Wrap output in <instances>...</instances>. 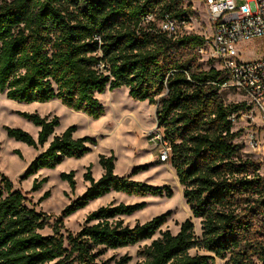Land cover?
<instances>
[{"label": "trees", "instance_id": "obj_1", "mask_svg": "<svg viewBox=\"0 0 264 264\" xmlns=\"http://www.w3.org/2000/svg\"><path fill=\"white\" fill-rule=\"evenodd\" d=\"M192 14L183 0H0V92L19 103L59 99L94 119L104 114L96 95L106 91L125 87L133 100L157 105L158 127L171 145V166L193 218L201 220L202 233L198 237L187 219L177 234L166 230L145 246L140 264H214L216 258L264 264V243L255 229L264 217V177L261 165L235 143L240 132L233 131L230 119L249 107L225 104L220 92L228 79L213 67L195 66L200 36L173 39L159 28L166 15L183 19ZM147 15L155 21L145 23ZM23 116L40 127L38 139L10 127L8 136L34 148L49 143L24 178L81 158L91 151L88 143H95L75 138V126L55 135L57 117ZM99 163L102 176L95 180L88 168L84 178L90 185L52 223L51 215L30 207L27 197L0 175V264H111L101 259L104 251L154 237L168 213L133 226L123 219L145 203L101 206L87 215L80 231L62 232L65 218L112 192L173 196L169 186L116 175L114 155H100ZM146 168H134L132 175ZM74 176V171L61 175L73 190ZM44 182L36 181L33 190ZM46 228L51 235L41 234ZM129 261L124 256L114 264Z\"/></svg>", "mask_w": 264, "mask_h": 264}, {"label": "rangeland", "instance_id": "obj_2", "mask_svg": "<svg viewBox=\"0 0 264 264\" xmlns=\"http://www.w3.org/2000/svg\"><path fill=\"white\" fill-rule=\"evenodd\" d=\"M199 23L207 21L206 12L199 10ZM237 52L243 61H254L264 57V37L237 45ZM212 62L199 55L195 66L201 70H208ZM127 90V91H126ZM221 99L225 104L246 102L245 97L233 89H221ZM96 97L104 106V114L94 119L84 112L75 111L55 99L46 103H19L10 100L0 92V175L7 177L15 190H20L26 197L30 207L37 211L51 215V223L61 217L62 211L72 201L80 197L90 185L84 176L90 168L96 179L102 176L103 170L99 163L100 155L115 156V174L119 177L132 175L134 168L147 167L134 175V181L147 183L153 186H169L173 191L172 197L164 196H136L125 193L112 192L109 195L90 202L83 209L64 219L63 233L68 230L77 233L83 227L87 215L101 206L111 203L127 205L145 203V208L129 217H123L127 225L146 223L162 214H169L167 223L154 235L151 240L142 241L134 246L117 250H106L101 256L111 264L124 256L130 257L127 264H140L143 258L140 252L152 240L169 230L172 234L179 232L181 224L192 219L195 225V234L201 236V220L192 216L189 205L183 197V188L172 168L170 161L161 162L156 148L148 141V135L155 130L163 132L158 127L156 109L149 101H135L129 96V89L120 88L115 91H106ZM23 114H38L42 118L57 117L59 125L56 134L64 132L71 126L76 127V137H89L95 143L89 142L91 151L81 158L67 159L55 168H45L37 174L24 178L26 171L35 157L45 147L28 146L23 142L10 138L7 128H18L30 133L36 140L40 127L23 116ZM234 132H240L235 143L242 148L244 155L261 165L260 175L264 177V123L261 118L255 121L243 113L234 123ZM74 171L75 189L61 175ZM128 177V176H127ZM46 179L39 190L34 191V183ZM1 182V177H0ZM1 186V183H0ZM49 192L50 196L42 200ZM257 238L264 243V217L256 222ZM41 234L51 235L50 228L44 229ZM192 254L203 253L193 250ZM228 258H216L214 264H228Z\"/></svg>", "mask_w": 264, "mask_h": 264}, {"label": "built area", "instance_id": "obj_3", "mask_svg": "<svg viewBox=\"0 0 264 264\" xmlns=\"http://www.w3.org/2000/svg\"><path fill=\"white\" fill-rule=\"evenodd\" d=\"M199 16V10L206 12L207 21L199 23L194 14L183 19L166 15L160 22L161 32L178 39L198 35L203 44L197 53L212 62L211 67L221 71L228 80L221 89H233L241 93L249 107L244 113L255 121L258 117L264 123V57L254 61H243L237 52V45L264 37V0H183ZM153 15H147L144 22H154ZM240 115H243L241 113ZM237 115L230 119L235 123ZM148 141L158 150L161 162H169L171 145L164 133L155 130L148 135Z\"/></svg>", "mask_w": 264, "mask_h": 264}, {"label": "crops", "instance_id": "obj_4", "mask_svg": "<svg viewBox=\"0 0 264 264\" xmlns=\"http://www.w3.org/2000/svg\"><path fill=\"white\" fill-rule=\"evenodd\" d=\"M62 133H63V132H62ZM62 133L56 134V130H55V135H60V134H62ZM74 136H75V134H74ZM75 138H81V137H76V136H75ZM48 145H49V143H47V144L44 146V147H45L44 150L41 151L39 154H41L42 152H44V151L46 150V148L48 147ZM39 154H38V155H39ZM38 155H37V156H38ZM37 156H36V157H37ZM36 157H35V158H36ZM66 160H67V159H66ZM66 160H65V161H66ZM63 162H64V161H63ZM102 170H103V169H102ZM102 174H103V173H102ZM127 176L129 177V176H131V175H127ZM127 176H126V177H127ZM100 177H101V176H100ZM100 177H99V178H100ZM134 177H135V176H131V179L133 180ZM99 178H96L95 180H98Z\"/></svg>", "mask_w": 264, "mask_h": 264}, {"label": "bare ground", "instance_id": "obj_5", "mask_svg": "<svg viewBox=\"0 0 264 264\" xmlns=\"http://www.w3.org/2000/svg\"><path fill=\"white\" fill-rule=\"evenodd\" d=\"M127 91V90H126ZM4 95V94H3Z\"/></svg>", "mask_w": 264, "mask_h": 264}]
</instances>
